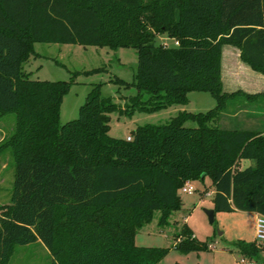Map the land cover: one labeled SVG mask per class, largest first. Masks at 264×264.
Listing matches in <instances>:
<instances>
[{"label":"trees","instance_id":"16d2710c","mask_svg":"<svg viewBox=\"0 0 264 264\" xmlns=\"http://www.w3.org/2000/svg\"><path fill=\"white\" fill-rule=\"evenodd\" d=\"M160 34L178 44L157 43ZM36 42L134 48L133 80H110L137 93L123 108L94 84L79 115L61 123L77 76L106 68L76 70L70 80L33 79L23 65L38 55ZM226 44L264 74V0H0V115L15 114L0 145L15 161L11 203L0 204V264L17 245L33 242L47 248L51 264H158L169 248L138 245V231L157 210L158 223L167 224L181 208L184 183L207 176L215 212L264 214V131L224 116L237 95L264 93L224 90ZM194 90L209 92L216 105L138 125L130 140L109 134L110 113L186 104ZM242 159L254 163L239 168ZM236 245L253 257L262 251L256 240ZM208 247L184 224L177 250Z\"/></svg>","mask_w":264,"mask_h":264},{"label":"rangeland","instance_id":"374dc122","mask_svg":"<svg viewBox=\"0 0 264 264\" xmlns=\"http://www.w3.org/2000/svg\"><path fill=\"white\" fill-rule=\"evenodd\" d=\"M157 43L168 46L177 45L174 39L160 34ZM35 52L24 62V69L30 77L40 80H70L72 72L85 71L97 67L106 69L91 74L81 73L72 84L61 104L60 121L64 123L79 115L80 106L94 84L101 83V94L112 96L123 108L131 102L130 97L137 93L135 86H120L111 81L116 76L132 81L136 72L138 55L132 47H120L117 50L95 45L77 43L36 42ZM243 66L236 81L242 87L235 86L233 70L236 64ZM222 71L226 88L241 90L251 94L264 93V74L252 69L240 58V49L226 44L222 48ZM239 72V71H238ZM233 92V91H232ZM143 98L147 95L142 94ZM189 102L171 105L154 112L135 111L132 115L118 111L110 113L109 134L126 139L138 125L163 124L168 122L180 110L205 112L213 108L217 101L207 91H190ZM226 120L242 122L239 127H249L264 131V97L248 99L246 95H237L226 109ZM228 118V119H227ZM224 121L225 124L229 122ZM222 122V121H221ZM186 125L194 126L193 121ZM15 114L0 115V145L13 132ZM254 163L251 159H242L239 168ZM15 178V161L10 148L0 149V204L11 203ZM196 190L179 191L181 208L173 211L165 225L158 223L160 212L155 211L151 222L144 225L137 233L136 243L143 246L166 247L168 253L158 264H264V241L259 257L242 253L236 242L255 240V214L251 211H216L211 222L206 209L213 208L214 188L209 176L202 180H189ZM184 224L193 231L196 238L206 241L210 247L200 251L181 252L175 248L177 235ZM244 259L245 262H241ZM52 256L40 242L17 245L8 264H51Z\"/></svg>","mask_w":264,"mask_h":264},{"label":"built area","instance_id":"2783aa9c","mask_svg":"<svg viewBox=\"0 0 264 264\" xmlns=\"http://www.w3.org/2000/svg\"><path fill=\"white\" fill-rule=\"evenodd\" d=\"M176 42V41H175ZM178 44V42H176ZM127 139H132V135L127 136ZM181 190L183 192H192L195 189V187L188 181L184 183V185L181 187ZM255 240L258 243H261L264 241V214L262 213H256L255 217ZM210 247V245H209ZM241 262H245L244 259L241 260Z\"/></svg>","mask_w":264,"mask_h":264},{"label":"crops","instance_id":"0c3cea01","mask_svg":"<svg viewBox=\"0 0 264 264\" xmlns=\"http://www.w3.org/2000/svg\"><path fill=\"white\" fill-rule=\"evenodd\" d=\"M119 49V48H118ZM117 50V49H116ZM235 64H236V69H234L233 71V75H234V85L235 86H239V87H242L241 85L242 84H239L237 81H236V79H237V77L239 78V75H240V72H241V69H245L243 66H239V65H237V62H235ZM239 71V72H238ZM241 78V77H240ZM239 78V79H240ZM222 79H223V88H226V86H225V81H224V77H223V71H222ZM225 91H227V92H232V91H234V90H231V89H224ZM132 132V131H131ZM254 214H255V216H256V212H253ZM255 236V235H254ZM255 239V238H254Z\"/></svg>","mask_w":264,"mask_h":264},{"label":"water","instance_id":"95a60500","mask_svg":"<svg viewBox=\"0 0 264 264\" xmlns=\"http://www.w3.org/2000/svg\"><path fill=\"white\" fill-rule=\"evenodd\" d=\"M131 133L134 134L135 130H133ZM206 213L208 215L209 220L212 222L214 220V214H215L214 208L206 209Z\"/></svg>","mask_w":264,"mask_h":264}]
</instances>
